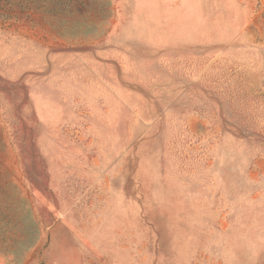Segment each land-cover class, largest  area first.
I'll use <instances>...</instances> for the list:
<instances>
[{"label":"rangeland","instance_id":"rangeland-1","mask_svg":"<svg viewBox=\"0 0 264 264\" xmlns=\"http://www.w3.org/2000/svg\"><path fill=\"white\" fill-rule=\"evenodd\" d=\"M0 264H264V0H0Z\"/></svg>","mask_w":264,"mask_h":264}]
</instances>
